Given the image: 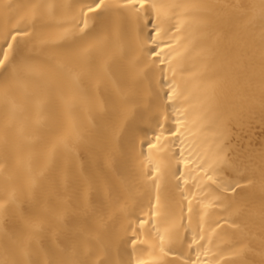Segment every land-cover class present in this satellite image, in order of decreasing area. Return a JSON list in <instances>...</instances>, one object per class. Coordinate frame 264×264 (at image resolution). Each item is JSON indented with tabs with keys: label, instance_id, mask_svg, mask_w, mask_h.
Returning a JSON list of instances; mask_svg holds the SVG:
<instances>
[{
	"label": "bare ground",
	"instance_id": "1",
	"mask_svg": "<svg viewBox=\"0 0 264 264\" xmlns=\"http://www.w3.org/2000/svg\"><path fill=\"white\" fill-rule=\"evenodd\" d=\"M93 3L0 0V264H264V0Z\"/></svg>",
	"mask_w": 264,
	"mask_h": 264
},
{
	"label": "snow or ice",
	"instance_id": "2",
	"mask_svg": "<svg viewBox=\"0 0 264 264\" xmlns=\"http://www.w3.org/2000/svg\"><path fill=\"white\" fill-rule=\"evenodd\" d=\"M145 0H129V3H135L139 7H143ZM104 4V0H94L92 5L87 7L88 12L96 11L100 9ZM21 35L19 31L11 33L8 39L5 41V44L0 48V68L11 67L12 63L16 58V50L13 48V44L10 41H15L17 36ZM11 55V59H10Z\"/></svg>",
	"mask_w": 264,
	"mask_h": 264
}]
</instances>
